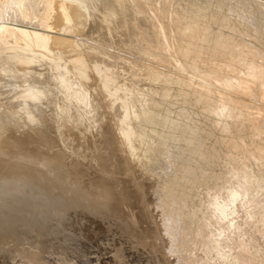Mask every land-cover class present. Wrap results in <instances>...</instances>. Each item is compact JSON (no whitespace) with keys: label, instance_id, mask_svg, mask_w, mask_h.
<instances>
[{"label":"rangeland","instance_id":"rangeland-1","mask_svg":"<svg viewBox=\"0 0 264 264\" xmlns=\"http://www.w3.org/2000/svg\"><path fill=\"white\" fill-rule=\"evenodd\" d=\"M17 1L0 0V264H264V0H27L26 19ZM47 1L66 3L56 30Z\"/></svg>","mask_w":264,"mask_h":264},{"label":"bare ground","instance_id":"bare-ground-1","mask_svg":"<svg viewBox=\"0 0 264 264\" xmlns=\"http://www.w3.org/2000/svg\"><path fill=\"white\" fill-rule=\"evenodd\" d=\"M27 0H18L17 1V11L19 12L18 14H19V16H20V18H22V19H26V15H25V12H23V8H25L26 9V5H27V2H26ZM51 1V0H50ZM50 1H47V7H48V21L46 22V24L43 26V27H41L42 29L43 28H47V30L48 29H55L54 28V25H53V23L52 22H57V21H59V20H62V21H64L63 19H65L66 18V11H65V8H66V3L65 2H62V3H51ZM70 1V0H69ZM53 2H54V0H53ZM56 2V1H55ZM76 2V1H75ZM78 2H80V1H78ZM124 2V1H123ZM63 3H65V4H63ZM77 3V2H76ZM109 3H111V2H109ZM122 3V2H121ZM31 4V3H30ZM95 4H96V2H95ZM123 4V3H122ZM130 4V3H129ZM77 5V4H76ZM102 5V4H101ZM78 7H79V5H78ZM77 7V8H78ZM84 8V7H83ZM13 9V8H12ZM81 9V8H80ZM117 9H119L120 10V8H117ZM135 9V8H134ZM72 10V9H71ZM123 10V9H122ZM137 10V9H136ZM83 11V10H82ZM81 11V12H82ZM73 12V11H72ZM115 12V11H114ZM122 12V11H121ZM3 13V12H2ZM70 13V12H69ZM117 13H120V12H117ZM123 13V12H122ZM121 13V14H122ZM11 14V13H10ZM16 14V13H15ZM116 15V14H115ZM16 16V15H15ZM68 16V15H67ZM110 16H111V14H110ZM78 17V16H77ZM86 17V16H85ZM112 17V16H111ZM78 19V18H77ZM85 19H87V18H85ZM104 19V18H103ZM67 20L69 21V19L67 18ZM21 21V20H20ZM66 21V20H65ZM82 21V20H81ZM84 21V20H83ZM83 21H82V24L85 26V24L83 23ZM74 22V21H73ZM85 22V21H84ZM70 23V22H69ZM58 24H60V23H58ZM57 24V25H58ZM129 24V23H128ZM80 25V24H79ZM102 25H103V22H102ZM124 25V24H123ZM60 26V25H59ZM62 26V25H61ZM80 26H82V25H80ZM127 26V25H126ZM58 27V26H57ZM70 27H71V25H70ZM125 27V26H124ZM65 28H67L66 26H65ZM65 28H63V29H58L59 31H62L63 33H64V35L66 36V34H67V32L69 31H67ZM23 30V29H22ZM56 30V29H55ZM72 30V29H71ZM77 31V30H76ZM80 31V30H79ZM71 32V31H70ZM13 33V32H12ZM18 33H19V35H21V37H22V39H25L27 42H28V44H29V46L30 47H34L35 46V48H37V49H40L41 51L43 50V51H49L50 49L49 48H47V45H48V41H49V39H48V37L46 36V35H42V34H30L29 32H24V31H18ZM14 34H16L15 33V31H14ZM13 34V35H14ZM5 35H7V34H5ZM18 35V34H17ZM82 36V35H81ZM17 37V36H16ZM15 38V37H14ZM20 38V37H19ZM18 38V40H20ZM62 39V38H61ZM24 40V41H25ZM13 41V40H12ZM23 41V40H22ZM23 41V42H24ZM25 41V42H26ZM36 42V45H34V43ZM62 41V40H61ZM224 41V40H223ZM14 44V43H13ZM26 45V44H25ZM73 45V44H72ZM241 46V45H240ZM245 47V46H244ZM69 48H70V46H69ZM223 48V47H222ZM33 50V49H32ZM241 51V50H240ZM247 52H250V51H247ZM47 53H49V52H47ZM251 55H252V53H251ZM239 57H240V55H239ZM243 57V56H242ZM234 59V58H233ZM240 59V58H239ZM243 59V58H242ZM235 60V59H234ZM2 61V60H1ZM243 62V61H242ZM238 63V62H237ZM239 63H241V62H239ZM238 63V64H239ZM251 63H253V62H251ZM243 64V63H242ZM249 64V63H248ZM2 65V64H1ZM244 65V64H243ZM242 65V66H243ZM252 65V64H251ZM253 65H255V64H253ZM256 66V65H255ZM257 67V66H256ZM249 68V67H248ZM252 68V70H253V66L251 67ZM247 69V68H246ZM256 70V69H255ZM250 71V70H249ZM261 71V70H260ZM247 72H248V69H247ZM247 75V74H246ZM249 76V75H248ZM247 76V77H248ZM253 76V79H256V80H260L261 79V77H260V73H259V71L258 70H256L254 73H250V77H252ZM264 76V75H263ZM223 77V76H222ZM237 77V76H236ZM204 78V77H203ZM223 79H224V77H223ZM233 79V78H232ZM214 80V79H213ZM225 80H226V78H225ZM234 80H235V78H234ZM234 80H233V83H234ZM252 80V79H251ZM263 80V79H262ZM217 81V80H216ZM218 82H219V80H218ZM225 82V81H224ZM254 82V81H253ZM257 82V81H256ZM255 82V83H256ZM264 82V81H263ZM230 83V82H229ZM232 83V84H233ZM240 83V82H239ZM234 84H236V83H234ZM219 85V84H218ZM225 85H227V84H225ZM229 85V84H228ZM230 85H231V83H230ZM237 85H239V84H237ZM223 86H224V84H223ZM1 87V86H0ZM5 87V86H4ZM235 87V86H234ZM237 87H239V86H237ZM250 87H252V86H250ZM222 88V87H221ZM225 88V87H224ZM227 90H228V88H227ZM231 90H233V89H231ZM248 90V89H247ZM255 90H256V88H255ZM258 90H261V89H258ZM240 91V90H239ZM261 92V91H260ZM256 93H258V91L256 92ZM260 94V93H259ZM19 95V94H18ZM6 96V95H5ZM9 96V95H8ZM10 97V96H9ZM15 97V96H14ZM5 98V97H4ZM224 99V98H223ZM226 100V99H225ZM23 105V104H22ZM4 107V106H3ZM226 107V106H225ZM226 109V108H225ZM211 112L212 113H214V114H216V115H218V116H225V118L226 117H228L229 118V116L231 115L229 112H227L226 110H224V109H218L217 107H214V108H212L211 109ZM232 116V115H231ZM236 116V115H235ZM239 116V115H238ZM237 116V117H238ZM241 116V115H240ZM122 119V118H121ZM123 123V122H122ZM0 128H1V126H0ZM28 138V137H27ZM0 146H2V145H0ZM245 147V146H244ZM3 150V149H2ZM236 155V154H235ZM235 160V159H234ZM238 170V169H237ZM240 171V170H239ZM244 178V177H243ZM39 179V178H38ZM241 179V178H240ZM247 179V178H246ZM245 179V180H246ZM244 180V181H245ZM249 180V179H248ZM242 182V181H241ZM243 183H246V181L245 182H243ZM242 183V184H243ZM244 185V184H243ZM240 187H242V186H240ZM243 188H245V187H243ZM238 189V188H237ZM236 190V189H235ZM239 193H241L242 194V192H239ZM245 193V192H244ZM3 194V193H2ZM242 196V195H241ZM7 197V196H6ZM236 197H237V193H236V191H234V192H230L229 194H228V199H227V202L226 203H222V205L220 204V205H218V204H216L215 202L216 201H214L213 203H212V206H213V210L215 211V212H217L219 215H223V214H225L226 212H229V211H227L226 209L229 207V205L230 204H232L233 205V203H234V201H235V199H236ZM226 200V199H225ZM222 202V201H221ZM232 205H230V206H232ZM232 208V207H231ZM226 211V212H225ZM214 213V212H213ZM217 213H215V214H217ZM233 213V212H232ZM226 215V214H225ZM230 215H231V213H230ZM218 216V215H217ZM219 217V216H218ZM220 218H221V216H220ZM31 230V229H30Z\"/></svg>","mask_w":264,"mask_h":264}]
</instances>
